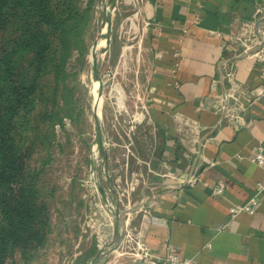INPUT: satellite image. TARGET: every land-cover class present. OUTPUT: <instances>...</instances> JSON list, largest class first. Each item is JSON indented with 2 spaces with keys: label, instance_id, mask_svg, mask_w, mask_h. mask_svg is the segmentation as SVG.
Here are the masks:
<instances>
[{
  "label": "crops",
  "instance_id": "0c3cea01",
  "mask_svg": "<svg viewBox=\"0 0 264 264\" xmlns=\"http://www.w3.org/2000/svg\"><path fill=\"white\" fill-rule=\"evenodd\" d=\"M136 3L130 21L147 36L149 144L135 156L145 159L146 175L136 183L134 174L124 179L130 164L109 163L121 206L132 213L122 245L104 264L163 262L171 249L191 264H264V164L253 162L264 153V61L252 56L262 40L264 0ZM218 185L224 191L215 196ZM254 196L255 214L231 218V207ZM97 199L95 227L105 240L109 216Z\"/></svg>",
  "mask_w": 264,
  "mask_h": 264
},
{
  "label": "rangeland",
  "instance_id": "374dc122",
  "mask_svg": "<svg viewBox=\"0 0 264 264\" xmlns=\"http://www.w3.org/2000/svg\"><path fill=\"white\" fill-rule=\"evenodd\" d=\"M105 1L48 0L56 14L65 11L60 31L63 36L57 33L48 37L52 47L36 83L33 81L37 63L31 52L23 47L12 61V73L19 87L26 91L34 86L28 104L13 122L12 136L24 164L22 183L38 190L40 201L47 205L49 223L44 227L42 245L32 241L26 248L10 251L5 264H86L107 239L95 227L98 194L91 183L92 159L96 168H101V159L93 151L97 89L92 75V47L103 30ZM135 5L136 0H116L112 41L101 60V122L109 144L110 166L130 164L127 171L123 170L124 179L130 180L134 174L132 181L139 183L145 179V159L140 153L135 156V150L142 152L143 146L149 144L144 142L149 128L144 77L147 36L144 38L139 23L137 28L132 27ZM15 22L16 19H9L0 36V46L12 35ZM22 26L21 21L20 30ZM128 141L134 145L132 152ZM116 151L118 156L112 159ZM22 183L17 186L18 191L23 188ZM3 225L0 216V227ZM83 250H87L85 260L80 256ZM77 256L80 257L75 262Z\"/></svg>",
  "mask_w": 264,
  "mask_h": 264
},
{
  "label": "trees",
  "instance_id": "16d2710c",
  "mask_svg": "<svg viewBox=\"0 0 264 264\" xmlns=\"http://www.w3.org/2000/svg\"><path fill=\"white\" fill-rule=\"evenodd\" d=\"M64 13L51 10L48 0H0V36L9 19H16L12 35L0 46V216L4 223L0 227V264H5L10 251L16 248H26L32 241L42 245L44 227L49 223L48 208L40 201L38 190L22 183L24 164L12 136L13 122L28 104L34 86L26 91L19 87L12 73V61L23 47L31 52L37 63L33 81L36 83L52 47L48 37L60 33ZM60 35L63 36V31ZM63 67L64 63L60 64V70ZM21 183L23 188L18 191Z\"/></svg>",
  "mask_w": 264,
  "mask_h": 264
},
{
  "label": "water",
  "instance_id": "95a60500",
  "mask_svg": "<svg viewBox=\"0 0 264 264\" xmlns=\"http://www.w3.org/2000/svg\"><path fill=\"white\" fill-rule=\"evenodd\" d=\"M116 10V0H106L102 10L103 17V30L98 34L96 41L92 47L93 55V67L92 75L93 81L97 84V100H94L93 114H94V149L98 157L101 159L100 175L105 179L106 186L101 182L100 176L98 174V169L96 168V163L94 159L91 161L92 168V185L95 187L98 194V198L104 206V210L109 216V222L111 227V236L106 239L104 244L98 249L94 255L90 264H104L105 261L116 252L122 245L126 234L128 226V216L132 213L131 208H122L121 199L118 195L113 181L112 175L109 171L108 162V147L109 144L105 137L104 128L101 122V113L103 107V79L101 76V60L102 56L106 55L109 46L112 41V31H113V13ZM104 42L100 52L99 44ZM93 155V154H92ZM115 196V203L109 200L110 196Z\"/></svg>",
  "mask_w": 264,
  "mask_h": 264
},
{
  "label": "built area",
  "instance_id": "2783aa9c",
  "mask_svg": "<svg viewBox=\"0 0 264 264\" xmlns=\"http://www.w3.org/2000/svg\"><path fill=\"white\" fill-rule=\"evenodd\" d=\"M262 10H263V8L258 6L257 10H256L257 14L260 13ZM261 33H262V38H261L262 40L258 42V45H260V49L257 50L256 52H254L252 54V56L258 58L262 62V61H264V24L261 28ZM241 45L243 46V48H245L244 53H247L249 51L248 45L243 41H241ZM147 100H148V97L146 94V101ZM253 162L259 166L263 165L264 164V153L262 151L258 152L255 155ZM188 182H189V184L193 185L195 183V180H189ZM223 191H224V185H218L216 188L213 189L212 193L215 196H220V195H222ZM258 205H259V198L257 196H254L253 198H251L248 202H246L244 204L231 207L229 209L230 216H231V218H234L237 215L242 214V213H245L248 215H253V214H255V212L258 208ZM136 247L139 248V251L143 252V249L139 243H137ZM150 264H191V261L190 260H181L180 257L177 255L176 250L171 249L163 262H158V263L157 262H151Z\"/></svg>",
  "mask_w": 264,
  "mask_h": 264
},
{
  "label": "bare ground",
  "instance_id": "6f19581e",
  "mask_svg": "<svg viewBox=\"0 0 264 264\" xmlns=\"http://www.w3.org/2000/svg\"><path fill=\"white\" fill-rule=\"evenodd\" d=\"M102 46H104V42H100V44H99V47H102ZM96 85V89H97V84H95ZM97 98H98V96H97V94L95 95V99L97 100ZM91 183H92V181H91ZM103 205V204H102Z\"/></svg>",
  "mask_w": 264,
  "mask_h": 264
}]
</instances>
